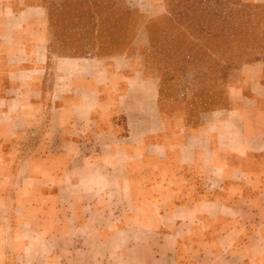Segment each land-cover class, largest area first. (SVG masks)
<instances>
[{
    "label": "crops",
    "instance_id": "1",
    "mask_svg": "<svg viewBox=\"0 0 264 264\" xmlns=\"http://www.w3.org/2000/svg\"><path fill=\"white\" fill-rule=\"evenodd\" d=\"M72 47L0 0V264H264V63L189 122L137 58Z\"/></svg>",
    "mask_w": 264,
    "mask_h": 264
},
{
    "label": "rangeland",
    "instance_id": "2",
    "mask_svg": "<svg viewBox=\"0 0 264 264\" xmlns=\"http://www.w3.org/2000/svg\"><path fill=\"white\" fill-rule=\"evenodd\" d=\"M201 1L193 8L195 0H42L58 39L73 42V55L137 58L130 70L159 80L163 109L189 122L228 107L242 69L264 63V2L231 0L236 7L229 10L223 0L228 11L220 15L205 8L214 0ZM237 56L251 62L232 69Z\"/></svg>",
    "mask_w": 264,
    "mask_h": 264
},
{
    "label": "trees",
    "instance_id": "3",
    "mask_svg": "<svg viewBox=\"0 0 264 264\" xmlns=\"http://www.w3.org/2000/svg\"><path fill=\"white\" fill-rule=\"evenodd\" d=\"M229 1L231 2V7H230L229 10H234L235 9L234 7H236V4L233 1H231V0H229ZM213 3L214 4H211V3L210 4H205V8L208 7L210 9H212V7H213L212 10H214V12H216V13H219L220 15L225 14L228 11L227 3H225L223 0H214ZM202 4H203V2L201 0H195V4H193L192 7L196 8V7L201 6ZM211 5H214V6H211ZM240 5H243V4L240 3ZM224 18H225V16H219V21L220 22H224V20H225ZM233 21H234L233 20V14H231L232 26H233ZM231 60H232L231 61L232 62V64H231L232 67L231 66L230 67L232 69L233 68L234 69H239L241 64H245V63L251 62L250 60H245L244 61L242 58H240L238 56L237 57H233V59H231ZM256 60H260V58L258 57V59H256Z\"/></svg>",
    "mask_w": 264,
    "mask_h": 264
}]
</instances>
